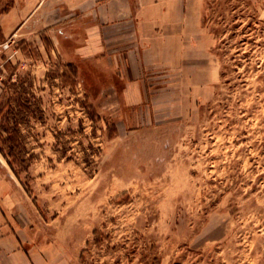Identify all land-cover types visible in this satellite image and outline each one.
Wrapping results in <instances>:
<instances>
[{"label":"rangeland","instance_id":"1","mask_svg":"<svg viewBox=\"0 0 264 264\" xmlns=\"http://www.w3.org/2000/svg\"><path fill=\"white\" fill-rule=\"evenodd\" d=\"M81 1L0 0L24 219L71 264H264V0H189L182 64L128 101L72 55Z\"/></svg>","mask_w":264,"mask_h":264},{"label":"crops","instance_id":"2","mask_svg":"<svg viewBox=\"0 0 264 264\" xmlns=\"http://www.w3.org/2000/svg\"><path fill=\"white\" fill-rule=\"evenodd\" d=\"M189 0H82L83 28L72 55L90 63L101 78L122 80V97L141 96L150 72L181 65L194 41L200 15ZM75 7H80L75 6ZM21 190L0 164V264H71L57 239L46 240L24 219ZM52 235L55 233H51Z\"/></svg>","mask_w":264,"mask_h":264},{"label":"trees","instance_id":"3","mask_svg":"<svg viewBox=\"0 0 264 264\" xmlns=\"http://www.w3.org/2000/svg\"><path fill=\"white\" fill-rule=\"evenodd\" d=\"M7 130L8 128H6V130L3 131L8 132ZM13 132L18 133L17 126H15V128L13 129ZM5 148H7V150ZM20 148L22 149V143L19 142L18 140H13L11 138H7L5 141L0 140V153L6 159L7 165L14 172L15 169L13 168V164H14L13 160H15V153H16L15 151Z\"/></svg>","mask_w":264,"mask_h":264}]
</instances>
